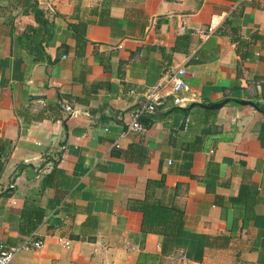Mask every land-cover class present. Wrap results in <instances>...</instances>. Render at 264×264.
I'll list each match as a JSON object with an SVG mask.
<instances>
[{
    "label": "crops",
    "instance_id": "1",
    "mask_svg": "<svg viewBox=\"0 0 264 264\" xmlns=\"http://www.w3.org/2000/svg\"><path fill=\"white\" fill-rule=\"evenodd\" d=\"M47 3L36 4L52 24L51 65L18 48L32 19L0 0V241L33 233L43 242L12 264H135L139 253L151 264H264V0ZM75 4L111 13L109 25L86 26L79 56L66 19ZM212 15L210 37L191 34ZM173 68L184 70L188 114L166 97L148 127L128 130L132 112H122ZM225 100L203 136L201 106ZM140 147L142 167L110 156ZM160 174L148 193L182 213L176 237L142 234L127 207Z\"/></svg>",
    "mask_w": 264,
    "mask_h": 264
},
{
    "label": "trees",
    "instance_id": "2",
    "mask_svg": "<svg viewBox=\"0 0 264 264\" xmlns=\"http://www.w3.org/2000/svg\"><path fill=\"white\" fill-rule=\"evenodd\" d=\"M12 8H21L23 13L29 15L32 19V24L26 25L23 31L15 37V41L20 50L33 63L53 64L57 60V56L50 60L45 53L48 39L52 35V24L45 18L44 13L37 7L35 0H2ZM67 27L71 31V36L76 47V55L82 53L85 40L84 31L87 25L107 26L110 24L111 13L107 6L101 5L98 8H80L78 4L74 5L73 13L68 18ZM245 44L244 46H246ZM177 45L173 46L172 51H177ZM77 101L76 99H74ZM62 99L60 98V102ZM58 107V106H57ZM155 108V107H154ZM173 110L181 111L184 116L188 111L182 108H173ZM216 111L204 109L200 113L201 134L203 136L213 135L215 127L213 120ZM156 118L152 113L144 114L139 118V123L144 127H148L149 123ZM200 137L194 141V147L187 149L195 150L200 143ZM196 144V146H195ZM110 156L120 159L124 162L135 163L136 166L142 167L146 163L145 150L141 147L137 150H111ZM162 175L157 181H147L145 185V194L142 200L129 201L127 207L130 210L140 213V232L142 234H154L166 237H176L182 232V213L172 206L165 205L160 201L151 199L148 189L150 186L161 187ZM39 221V220H38ZM30 231L35 229V226L28 227ZM22 235L25 233L20 232ZM154 258L148 254L139 253L135 264H151Z\"/></svg>",
    "mask_w": 264,
    "mask_h": 264
},
{
    "label": "built area",
    "instance_id": "3",
    "mask_svg": "<svg viewBox=\"0 0 264 264\" xmlns=\"http://www.w3.org/2000/svg\"><path fill=\"white\" fill-rule=\"evenodd\" d=\"M38 1L43 0H35ZM45 6L50 9L47 0ZM218 16H210L206 26L204 28H193L191 34L197 37L199 40L203 41L210 37L216 26L218 25ZM184 75V70L182 68L166 69L160 76L158 84L151 90L146 92L144 95V105L140 109L133 111L130 114L129 124L127 126L128 130L134 132H140L142 127L139 123V118L144 114H150L153 112L155 106L159 105L161 101L170 97L171 106L176 108H183V99L179 96L180 92L183 90L184 85L182 82V77ZM167 90V91H166ZM63 111L68 115L73 112L68 106H62ZM187 122V121H186ZM0 162H4V157L0 154ZM43 242L34 237V234H29L24 236L17 245L9 246L0 241V264H12L13 259L23 251L38 250L42 247ZM130 251H134V248H130ZM183 258V256H182Z\"/></svg>",
    "mask_w": 264,
    "mask_h": 264
},
{
    "label": "water",
    "instance_id": "4",
    "mask_svg": "<svg viewBox=\"0 0 264 264\" xmlns=\"http://www.w3.org/2000/svg\"><path fill=\"white\" fill-rule=\"evenodd\" d=\"M227 102H228V100H225L224 102H221L219 104H213L210 106H201V107L203 109H207V110H217ZM234 102L236 104H239V105H249V106L255 108L251 102H244V101H234ZM143 105H144V99L142 98L141 100H138L136 102V104H134V106H131V107L127 108L126 110H124L121 115H124L127 112H133L137 109H140L141 107H143ZM191 107H192V104L187 106L185 109H190ZM153 112H154V109H153ZM72 117H84L86 119H90V116L86 115L85 113L76 112V111H73V112L68 114V118H72Z\"/></svg>",
    "mask_w": 264,
    "mask_h": 264
}]
</instances>
